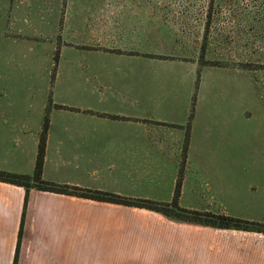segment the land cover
<instances>
[{"label": "crops", "instance_id": "crops-1", "mask_svg": "<svg viewBox=\"0 0 264 264\" xmlns=\"http://www.w3.org/2000/svg\"><path fill=\"white\" fill-rule=\"evenodd\" d=\"M113 1H30L36 5L35 10L44 11L46 16L43 19L37 13L36 18L30 15L24 19L23 35L40 36L33 33L36 27L33 22L40 29L49 24L50 36L56 40L53 63L56 70L60 69L58 76L55 74L56 81L47 89L49 100L55 85L58 99L99 110L109 109L113 116L135 119L106 120L95 114L82 116L68 112L78 123L70 122L76 128H49L44 178L118 193L132 186L142 189L141 182L146 180L151 181L154 192L165 186L169 191L168 200H160L157 195L151 197L153 200L170 202L182 171V207L264 222V195H247L255 182L264 179L228 172L231 167L235 169V164L223 159L194 157L191 133L195 128L186 132L190 134V143L185 158L181 147L174 151L164 143L150 141L148 136L144 140L139 119L147 103L155 109L153 114L173 122L167 130H179L174 128V123L180 121V103H174L171 109L168 100L173 99L168 97L166 89L169 85L173 88L178 85L180 89L184 75L191 68L197 74L203 63L201 56L190 61V29L185 28L175 13L165 16L160 12L156 23L152 16L123 3L124 0ZM97 25L102 26L100 32H94ZM94 44L102 49H95ZM65 71L70 77L67 89L59 84L62 81L63 85ZM106 100L111 103L106 104ZM182 108L186 118L190 116V104L185 102ZM47 110L45 107V113ZM52 111L49 109L51 116ZM90 118L94 123H90ZM30 129L0 128L1 171L33 173L42 128H37L36 133ZM31 140L35 142L33 146ZM189 157L193 164L190 169ZM189 173H196L197 178L187 194ZM251 192L257 195V191ZM25 196L23 187L0 182V264L15 262ZM112 206L142 210L32 190L18 264H264V234L204 226H196L200 234L197 240L181 239L177 248L174 238L168 237L162 258L142 257L134 252L138 244L135 237H126L125 231L112 236V223L119 230L128 222L130 227L138 224L133 219L112 218Z\"/></svg>", "mask_w": 264, "mask_h": 264}, {"label": "rangeland", "instance_id": "rangeland-1", "mask_svg": "<svg viewBox=\"0 0 264 264\" xmlns=\"http://www.w3.org/2000/svg\"><path fill=\"white\" fill-rule=\"evenodd\" d=\"M30 1L14 0L13 4L11 0H0V128H31V133H36L43 128L48 111L45 113V107L53 110L52 116L49 114L50 128H76V117L69 115L72 112L82 116L95 114L106 120L135 121L134 118L113 116L109 109L99 110L58 99L55 85L49 100L47 89L56 81L55 74L58 76L60 69L56 70L53 63L56 40L50 36L49 24L40 29L33 22L36 26L33 33L40 36L23 35L24 19L30 15L36 18L37 13L43 19L46 16L44 11L35 10L36 5ZM103 1L115 3L113 0ZM123 3L152 16L156 23L160 12L165 16L175 13L185 28L190 29V61L201 56L203 62L197 74L191 68L184 75L180 89L178 85L176 88L169 85L166 89L168 97L173 99L168 100L170 108H174V103H180V121L173 125L179 130H167L173 122L153 114L155 109L147 103V107H142L143 115L139 119L144 140L148 136L150 141L171 146V150L176 151L177 147L184 150L186 138L190 136L186 132L188 128H195L191 133L194 157L223 159L235 164V169L231 167L228 172L248 173L264 179V0H124ZM54 9L52 6L51 13ZM66 12L65 6L64 14ZM108 14L113 12L105 14V18ZM101 28L97 25L94 32H100ZM93 46L102 49L99 44ZM244 66L252 70L242 69ZM67 72L63 85L62 81L59 82L65 89L70 82ZM185 102L190 104L187 118L182 108ZM105 103L111 102L106 100ZM57 106L65 109L58 110ZM70 122L75 125L71 127ZM90 123H94L92 118ZM34 143L30 144L33 146ZM190 157L189 169L193 167ZM196 178V173L187 174V194L191 193L190 185ZM263 183L255 182L247 195H264ZM141 184L142 189L132 186L114 193H132L137 198L147 199L170 198L166 186L154 192L151 181L144 180ZM255 190L257 195H251V191L256 193ZM111 214L112 218L137 221V226L130 227L128 222L127 226L121 225L120 230L112 223V236L125 231L126 237H135L138 244L134 246V252L148 259L162 258L168 237L174 238V247L177 248L179 240L186 238L190 242L191 238L197 240L200 236L199 226L169 221L148 211L112 206Z\"/></svg>", "mask_w": 264, "mask_h": 264}, {"label": "trees", "instance_id": "trees-1", "mask_svg": "<svg viewBox=\"0 0 264 264\" xmlns=\"http://www.w3.org/2000/svg\"><path fill=\"white\" fill-rule=\"evenodd\" d=\"M203 63V62H202ZM242 69H248L245 66ZM61 108V106H58ZM50 128L49 109L44 119V125L40 134L38 152L35 162L34 171L32 174H17L0 170V182L23 187L26 191L25 203L22 214L21 228L18 237L16 257L14 264H18L20 247L23 237L24 223L26 219L27 206L30 192L32 190L55 193L78 197L82 199L92 200L101 203H109L119 206L137 208L157 213L166 219L196 226L211 227L222 230H237L245 232H255L264 234V222L249 220L240 217L231 216L225 213H217L208 210H194L184 208L180 205L181 187L183 180L182 171L179 174L174 197L170 202L157 201L147 198H135L120 195L114 192L84 188L70 184H62L54 181H49L44 178V164L46 157V147L48 132ZM189 137L186 138L184 157L187 150Z\"/></svg>", "mask_w": 264, "mask_h": 264}]
</instances>
